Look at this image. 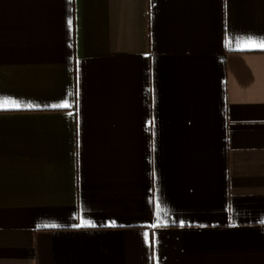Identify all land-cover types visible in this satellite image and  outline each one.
Listing matches in <instances>:
<instances>
[{
  "label": "crops",
  "instance_id": "obj_1",
  "mask_svg": "<svg viewBox=\"0 0 264 264\" xmlns=\"http://www.w3.org/2000/svg\"><path fill=\"white\" fill-rule=\"evenodd\" d=\"M261 40L264 0H0V264H264Z\"/></svg>",
  "mask_w": 264,
  "mask_h": 264
},
{
  "label": "snow or ice",
  "instance_id": "obj_2",
  "mask_svg": "<svg viewBox=\"0 0 264 264\" xmlns=\"http://www.w3.org/2000/svg\"><path fill=\"white\" fill-rule=\"evenodd\" d=\"M256 47H261L264 48V40H261L258 44H255ZM67 106V105H64ZM0 107H3L2 105H0Z\"/></svg>",
  "mask_w": 264,
  "mask_h": 264
}]
</instances>
